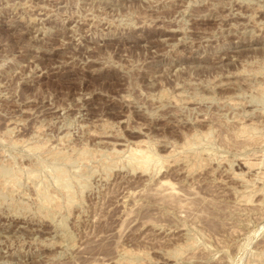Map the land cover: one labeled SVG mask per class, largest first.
<instances>
[{
    "label": "rangeland",
    "instance_id": "rangeland-1",
    "mask_svg": "<svg viewBox=\"0 0 264 264\" xmlns=\"http://www.w3.org/2000/svg\"><path fill=\"white\" fill-rule=\"evenodd\" d=\"M0 264H264V0H0Z\"/></svg>",
    "mask_w": 264,
    "mask_h": 264
},
{
    "label": "bare ground",
    "instance_id": "bare-ground-1",
    "mask_svg": "<svg viewBox=\"0 0 264 264\" xmlns=\"http://www.w3.org/2000/svg\"><path fill=\"white\" fill-rule=\"evenodd\" d=\"M141 151H142V150H141ZM136 153H137V152H136ZM136 153H135V154H136ZM142 153H143V152H142ZM147 154H148V152H147ZM132 155H133V154H132ZM139 155H140V154H139ZM141 155H142V154H141ZM143 155H144V154H143ZM137 156H138V155H137ZM147 156H148V155H147ZM134 157H135V156H134ZM151 157H152V155H151ZM131 158H132V157H131ZM139 158H140V157H139ZM139 158H138V159H139ZM149 158H150V156H149ZM140 159H141V158H140ZM143 159H145V158H143ZM152 160H153V159H152ZM145 161H147V159H146ZM150 161H151V160H150ZM150 161H149V162H150ZM139 162H140V160H139ZM142 162H143V161H142ZM156 162H157V161H156ZM159 162H160V161H159ZM145 163L147 164L148 161L145 162ZM145 163H143V164H145ZM148 164H149V163H148ZM148 167H149V166H148ZM169 188H170V187H169Z\"/></svg>",
    "mask_w": 264,
    "mask_h": 264
}]
</instances>
